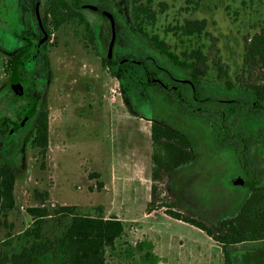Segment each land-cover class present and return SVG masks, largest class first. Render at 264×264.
I'll use <instances>...</instances> for the list:
<instances>
[{"label": "rangeland", "instance_id": "rangeland-1", "mask_svg": "<svg viewBox=\"0 0 264 264\" xmlns=\"http://www.w3.org/2000/svg\"><path fill=\"white\" fill-rule=\"evenodd\" d=\"M98 1L116 14L127 44L136 35L127 0ZM151 10L154 18L139 19L149 35H158L179 56L215 45L232 78L242 70L245 37L264 25V0H153ZM187 19L206 20L205 31L184 34L180 26ZM5 31L11 27L0 19V112L10 93L9 61L15 53L5 51ZM14 34L17 40L22 32ZM54 34L56 45L44 55L46 72L38 74L43 81L39 114L46 112L49 121L48 148L43 152L33 146L30 137L8 160L16 177V205L7 225L0 221V239L32 223L28 207L76 205L81 214L118 217L126 224L116 248L107 252V264H224L221 246L203 230L172 218L165 208L149 213L148 204L156 185L174 210L191 217L209 222L234 211L243 193L230 182L238 169L235 156L230 150L210 154L199 168L155 180V157L164 148L153 140L152 121L132 111L117 77L90 50L78 21L62 23ZM103 35H109L108 26ZM141 58L153 67V59ZM258 152L262 155L264 146Z\"/></svg>", "mask_w": 264, "mask_h": 264}, {"label": "trees", "instance_id": "trees-1", "mask_svg": "<svg viewBox=\"0 0 264 264\" xmlns=\"http://www.w3.org/2000/svg\"><path fill=\"white\" fill-rule=\"evenodd\" d=\"M152 1L127 0L135 32L142 36L144 42L148 38L151 40L159 52L158 62L162 61L168 68L177 69L188 82L197 80L200 83L199 125L201 124L196 142L197 135L193 125L197 123L191 121V94L189 103L174 94L168 99V103L160 104L159 113L165 114L167 107L176 104L177 99L184 100L186 105H181L180 114H188L190 119L182 124L177 120L169 121L172 125L180 124L182 130L179 131L158 122L152 125L155 144L160 150L161 147L164 148L155 157L158 165L155 180L162 179L161 175L164 173L170 176L174 171L181 173L186 169H193L196 159L201 155L194 151L197 144L201 146L202 138L207 140L210 137V134L203 136L202 131L205 129L212 131L215 142V153L209 152V156L237 149L240 141L246 138L243 132L247 131V137L250 138L257 133L259 127L263 140H249L248 144L258 143L264 146V25L253 36L245 37L242 70L232 78L215 45L207 51L199 47L189 54L179 56L158 35L149 37L139 19L142 15L154 18ZM61 19L65 20L67 17L62 16ZM206 27L204 19H187L180 30L186 35L201 34ZM211 65L214 66L215 74L211 72ZM137 74L142 79L146 78L145 73ZM147 74L158 78L161 75L154 71ZM121 76V82L127 91L132 90L131 83L136 84L132 73L125 70ZM161 79L168 84L172 81L169 77ZM26 86L25 91L33 89L31 85ZM136 86L140 88V84ZM229 139H232V143ZM30 140L33 146L40 147L43 152L47 150L49 121L46 112L39 117ZM15 182L12 167L5 161H0V221L3 219L5 224L16 205ZM160 194L158 187L153 185L148 204L149 213L165 208L166 214L172 218L203 230L221 246L224 264H264V184L252 186L234 211L216 216L215 221L209 222L174 210L172 201L161 198ZM26 211L32 216V223L17 235L8 233L5 239H0V264H107L108 250H114L117 241L126 232V224L122 219L81 214L76 205L49 207L41 204L28 207Z\"/></svg>", "mask_w": 264, "mask_h": 264}, {"label": "flooded vegetation", "instance_id": "flooded-vegetation-1", "mask_svg": "<svg viewBox=\"0 0 264 264\" xmlns=\"http://www.w3.org/2000/svg\"><path fill=\"white\" fill-rule=\"evenodd\" d=\"M105 11L109 12L115 21L116 38L114 42H112V21L104 14ZM129 12L128 8V14ZM62 16L67 17V19L62 20ZM128 18L133 24L130 15ZM0 19L6 27H11V31H5L3 41H1L6 46L5 51L7 53L15 52L9 61L10 93L4 99V110L0 112V161L9 164L8 160L18 154L23 142L35 133L38 119L41 116L39 114L41 100L38 92L43 82L38 74L46 72V57H44L46 48L49 52V48L51 49L56 45L53 38L54 32L61 28L62 23L70 20H76L84 27L86 31L85 40L90 50L101 58L102 65L105 64L107 69L115 74L121 86L122 94L132 111L140 114L141 117L150 119L152 125L158 122L163 126L169 125L172 129L175 127V131L182 130L180 124L190 118L188 114H180L181 105L189 103V95L191 94L193 105L191 121L197 123L193 125V130L197 135L196 142L198 141L201 125H199L200 83L197 80L190 83L177 69L168 68L162 61L157 62L159 52L149 38H144V42L142 36L136 33V37L128 38L126 44L121 36L120 23L116 14L104 7L98 0H0ZM107 26L109 35L105 38L103 33L104 27ZM18 31H21L22 34L16 40L14 33ZM152 36L149 35V37ZM110 49H112L111 55ZM143 54L153 59V67L148 66L147 61L141 58ZM109 55L110 61H108ZM16 59H18L20 81L24 88L22 95H18L10 84ZM125 70L132 73V77L136 84H140V88H137L135 83H131L133 88L127 91L121 82V75ZM150 71L158 72L161 75L159 78L158 76H150L147 74ZM137 73H145L146 78L142 79ZM167 77L172 79L169 84L161 79H167ZM26 85H31L33 89L25 91ZM168 88L171 89L168 90ZM174 94L186 100V103L184 100L177 99L176 104L167 107L165 114L159 113L160 104L168 103V99ZM32 110L33 114L26 118ZM173 120L179 121L180 124H169V121L172 122ZM203 125L205 126V123ZM213 128L212 124L211 129L213 130ZM260 130L261 127L253 135L254 137L250 138L247 137V131H244L246 138L240 141L237 149L230 150L238 163V169L234 171L230 182L243 191L241 199L255 184L257 186L264 184V153L259 155L258 148L260 145L258 143L256 145L248 144L249 140L251 142L263 140ZM202 132L203 136L210 134V137H207V140L202 138L201 146L197 144V150H194L197 154L198 152L201 153L194 164V167L197 168L207 159L204 157L208 155L205 149L208 150V153H215L212 131L205 129ZM228 141L232 143V139ZM239 178L252 181L253 185L235 184L234 181Z\"/></svg>", "mask_w": 264, "mask_h": 264}, {"label": "water", "instance_id": "water-1", "mask_svg": "<svg viewBox=\"0 0 264 264\" xmlns=\"http://www.w3.org/2000/svg\"><path fill=\"white\" fill-rule=\"evenodd\" d=\"M104 14L107 15L112 21V29H113V40H112V42H114V39L116 38L114 18L109 12L105 11ZM111 52H112V49H110V55H111ZM110 55L108 57V61L111 60L110 59L111 58ZM10 84H11V87L13 88V90L18 95L24 94V88H23V85H22V83L20 81V76H19V72H18V59L15 60L14 70H13L12 75H11ZM32 114H33V110L27 115L26 118H29ZM234 183L235 184H240V185H243V186H252L253 185L252 181H249V180L243 179V178L236 179L234 181Z\"/></svg>", "mask_w": 264, "mask_h": 264}]
</instances>
